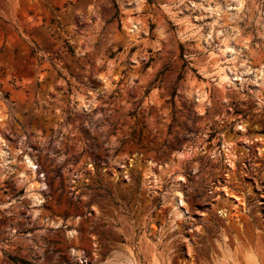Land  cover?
<instances>
[{"label":"rangeland","instance_id":"rangeland-1","mask_svg":"<svg viewBox=\"0 0 264 264\" xmlns=\"http://www.w3.org/2000/svg\"><path fill=\"white\" fill-rule=\"evenodd\" d=\"M10 258L264 264V0H0Z\"/></svg>","mask_w":264,"mask_h":264},{"label":"trees","instance_id":"trees-1","mask_svg":"<svg viewBox=\"0 0 264 264\" xmlns=\"http://www.w3.org/2000/svg\"><path fill=\"white\" fill-rule=\"evenodd\" d=\"M113 8H114V10H115V12H114V15H113V19H115L116 21H117V23H118V27H119V21H118V15H119V12H118V8H117V5H116V3L115 2H113ZM151 29H152V27H151ZM10 260L12 261V262H14V263H20V264H29V263H27V262H25V261H22V260H19V259H14V258H10Z\"/></svg>","mask_w":264,"mask_h":264},{"label":"bare ground","instance_id":"bare-ground-1","mask_svg":"<svg viewBox=\"0 0 264 264\" xmlns=\"http://www.w3.org/2000/svg\"><path fill=\"white\" fill-rule=\"evenodd\" d=\"M217 78H218L219 81H224L225 80V77L221 76L220 74L217 75Z\"/></svg>","mask_w":264,"mask_h":264},{"label":"water","instance_id":"water-1","mask_svg":"<svg viewBox=\"0 0 264 264\" xmlns=\"http://www.w3.org/2000/svg\"><path fill=\"white\" fill-rule=\"evenodd\" d=\"M130 29H133V25L132 24L130 25Z\"/></svg>","mask_w":264,"mask_h":264}]
</instances>
